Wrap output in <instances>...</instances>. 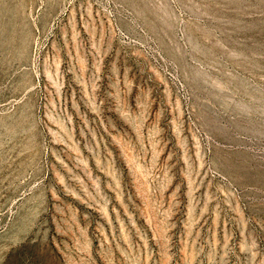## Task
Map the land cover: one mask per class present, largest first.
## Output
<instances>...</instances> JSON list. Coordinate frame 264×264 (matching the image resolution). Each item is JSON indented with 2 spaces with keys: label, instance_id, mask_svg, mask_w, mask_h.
Here are the masks:
<instances>
[{
  "label": "rangeland",
  "instance_id": "obj_1",
  "mask_svg": "<svg viewBox=\"0 0 264 264\" xmlns=\"http://www.w3.org/2000/svg\"><path fill=\"white\" fill-rule=\"evenodd\" d=\"M0 264H264V0H0Z\"/></svg>",
  "mask_w": 264,
  "mask_h": 264
}]
</instances>
